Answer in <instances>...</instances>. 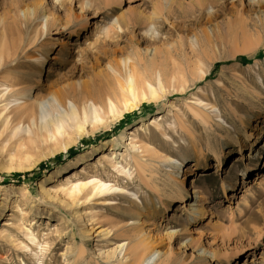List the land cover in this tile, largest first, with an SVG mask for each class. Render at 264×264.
I'll list each match as a JSON object with an SVG mask.
<instances>
[{
	"label": "rangeland",
	"instance_id": "rangeland-1",
	"mask_svg": "<svg viewBox=\"0 0 264 264\" xmlns=\"http://www.w3.org/2000/svg\"><path fill=\"white\" fill-rule=\"evenodd\" d=\"M87 1L0 0V110L87 87L99 113L79 132L0 128V264H120L99 252L121 242L132 264L141 239L152 264H264V1ZM75 184L93 192L63 196Z\"/></svg>",
	"mask_w": 264,
	"mask_h": 264
},
{
	"label": "bare ground",
	"instance_id": "bare-ground-1",
	"mask_svg": "<svg viewBox=\"0 0 264 264\" xmlns=\"http://www.w3.org/2000/svg\"><path fill=\"white\" fill-rule=\"evenodd\" d=\"M55 3L61 1V0H54ZM87 1V0H86ZM264 1V0H262ZM84 5H89V1L84 3ZM90 6V5H89ZM85 7V6H84ZM87 7V6H86ZM23 16H25V11L23 10L21 12ZM34 13V12H33ZM117 23V22H116ZM47 25V24H46ZM46 27V26H45ZM47 29V28H45ZM111 31V29H110ZM98 41V40H97ZM5 46V45H3ZM2 48V47H1ZM2 54L0 55V60H3L4 53L8 51V48L5 46L4 50L2 49ZM1 62V61H0ZM163 82V77L162 74L159 72L158 76V83L159 85L162 84ZM134 80L132 77H129L128 83H127V91L129 94H131L134 97V88H133ZM32 91V87H28L26 90L22 91V95L25 98L29 97V94ZM151 95L153 94V91L150 90ZM25 94V95H24ZM70 93L67 92L64 88H58L56 90H51L45 95H38L36 96L33 101L29 105H22V106H13L12 111L10 113H13V116L9 117L7 115V108L4 106L2 110H0V128H3V130H6L9 123L11 121L16 122L15 127H19L20 125L24 124V121H27V125L24 128L25 133H59L60 131H64L65 127H71L77 132L81 130L82 126L90 119V120H95L97 119V116L99 117V113L96 110L97 104L93 96L91 95L90 91L87 89V87H83L81 89V97H77L76 91L73 89L71 94L73 95V101H66V95H69ZM70 94V95H71ZM112 98L110 94H106L105 97V107H108L112 109L113 103H112ZM17 101V100H16ZM25 102L19 103L24 104ZM15 109H19L18 111H15ZM101 109V108H99ZM5 112V113H4ZM259 134H256L252 136V134H249L247 136V140L252 138L250 140L248 146L251 149L253 146V140L258 137ZM124 136L120 137V140L122 141ZM129 143L127 144L130 146V149L133 151H138V147L135 146V143L138 141L135 136L131 135L128 138ZM242 149L243 147L238 144L237 146V154H235V162L233 163L232 166H235L236 163L240 161V156H242ZM209 152L213 154V156L216 159L217 165L221 163V157H220V151L215 149H209ZM242 158V157H241ZM200 163H205L206 161V156L205 154H202L199 158ZM242 161V160H241ZM239 164V163H238ZM253 171V170H252ZM201 175V174H200ZM171 178V177H170ZM51 179V178H50ZM174 181V178H171ZM176 179V178H175ZM207 181L208 179H204L203 181ZM176 181V180H175ZM177 182V181H176ZM179 185H182L181 182H177ZM197 185L195 184V180L193 179L191 181V190H193V195L197 194ZM76 187H73L72 190L69 193H66L63 196H67L71 198L78 197L79 195L84 196L85 195H90L93 192V188L89 187L87 184L79 185ZM176 183H170L168 185V190H169V196H172L173 194L176 193V190L178 189ZM229 187V191H232L233 189V183L227 185ZM226 184L222 183L221 185V190L225 194L226 192ZM40 192L42 194H46L47 196L49 195V189L41 185ZM104 190V189H103ZM110 191V190H108ZM179 191V190H178ZM88 192V194H87ZM187 192V191H186ZM76 193V194H75ZM55 194V193H54ZM74 194V195H73ZM166 194V193H165ZM164 194V195H165ZM188 194V192H187ZM180 195V193H179ZM56 196V195H55ZM168 196V195H167ZM189 207H186L187 205L183 206V209H188V211L191 209L190 214L192 218H198L200 216V210L198 208H195L193 205H190L188 203ZM5 208V207H4ZM194 220V219H193ZM87 222L89 225L94 223V220L92 218L87 219ZM93 226L91 227V229ZM87 232V231H86ZM84 233V232H83ZM110 234V231L107 230H99L97 235L99 237H107ZM173 236V233L165 234L164 237H167L166 239L171 240ZM126 251V245L121 243L118 244H113L112 247L105 252H99V256L103 257L102 260L105 262H110L112 260L117 261L120 264H125L122 262L124 257L127 255L125 254ZM129 254L130 257L132 258V264H152V256L154 254H159V252L155 251L153 246L149 243L146 242L145 240L138 241L137 243H134L130 248H129ZM200 254L198 258V262L201 263L202 260L206 257V255L213 259L215 258L214 253L210 251H206L204 249H200ZM125 255V256H124ZM129 260V256L128 259ZM126 260V262H127ZM70 262H68L69 264ZM127 264V263H126ZM218 264V263H217Z\"/></svg>",
	"mask_w": 264,
	"mask_h": 264
},
{
	"label": "trees",
	"instance_id": "trees-1",
	"mask_svg": "<svg viewBox=\"0 0 264 264\" xmlns=\"http://www.w3.org/2000/svg\"><path fill=\"white\" fill-rule=\"evenodd\" d=\"M27 174H24V176H26ZM13 176H20V175H13Z\"/></svg>",
	"mask_w": 264,
	"mask_h": 264
}]
</instances>
